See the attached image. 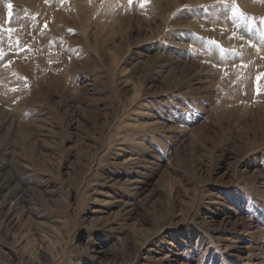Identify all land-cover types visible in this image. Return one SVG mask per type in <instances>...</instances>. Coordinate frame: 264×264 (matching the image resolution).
Segmentation results:
<instances>
[{"label": "rangeland", "instance_id": "obj_1", "mask_svg": "<svg viewBox=\"0 0 264 264\" xmlns=\"http://www.w3.org/2000/svg\"><path fill=\"white\" fill-rule=\"evenodd\" d=\"M0 264H264V0H0Z\"/></svg>", "mask_w": 264, "mask_h": 264}]
</instances>
